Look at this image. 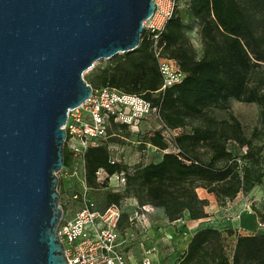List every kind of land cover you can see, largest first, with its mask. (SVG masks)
<instances>
[{
    "label": "trees",
    "instance_id": "1",
    "mask_svg": "<svg viewBox=\"0 0 264 264\" xmlns=\"http://www.w3.org/2000/svg\"><path fill=\"white\" fill-rule=\"evenodd\" d=\"M161 43L186 74L164 91L157 92L162 78L146 34L139 47L117 54L85 80L93 88H114L151 101L159 108L161 120L171 129H180L179 133L169 142L159 130L144 132L142 144L163 151L158 161L147 164L112 163L106 146L88 148L85 181L91 187L107 186V179L97 181L101 168L109 176L123 175V188L107 191L103 208L133 198L139 210L143 206L162 209L171 223L184 217L207 218L209 200L198 189L225 204L251 192L261 180L264 187V0H177ZM231 100L257 104L261 128L247 136L232 112L224 118L209 113L210 108L229 110ZM124 130L131 133L112 121L110 140L129 141L120 134ZM169 143L176 151H166ZM230 145L241 151L234 152ZM71 162L65 143L64 164ZM253 210L264 222V196L261 207ZM132 213L124 210L119 224L122 233L133 226ZM226 232L234 234L230 227ZM235 235L229 249L224 231L202 226L173 264H264V231Z\"/></svg>",
    "mask_w": 264,
    "mask_h": 264
},
{
    "label": "water",
    "instance_id": "2",
    "mask_svg": "<svg viewBox=\"0 0 264 264\" xmlns=\"http://www.w3.org/2000/svg\"><path fill=\"white\" fill-rule=\"evenodd\" d=\"M153 0H0V264H68L59 238L68 113L84 73L140 46Z\"/></svg>",
    "mask_w": 264,
    "mask_h": 264
},
{
    "label": "built area",
    "instance_id": "3",
    "mask_svg": "<svg viewBox=\"0 0 264 264\" xmlns=\"http://www.w3.org/2000/svg\"><path fill=\"white\" fill-rule=\"evenodd\" d=\"M153 3L154 13L143 26L162 78L161 87L157 90L160 92L180 83L186 74L177 61L165 53L161 43V35L177 8V0H153ZM152 117L156 127L146 131L138 129L143 121ZM112 121L125 125L130 132L136 133L137 139L132 141L134 144H142V134L151 130H159L169 142L180 131L171 129L161 120L159 108L153 106L151 101L114 88L92 87L90 97L82 105L69 111L67 123L63 127L72 161L76 157L84 161V154L90 147L106 146L111 153L112 163L125 164L123 154L126 143L110 140L114 135L110 132ZM146 147L159 150L147 143ZM113 176L125 182L123 175L118 173L109 176L103 168L97 171V181L100 183ZM73 199L79 200V196L76 194ZM124 210L122 203H111L103 208L91 199H83L72 217H65L63 213L58 235L68 264H130L125 250L130 246L128 242L134 225L143 223L148 209L143 206L141 210H135L130 217L133 226L122 233L119 224ZM156 251V245L147 247L137 264H160L152 257Z\"/></svg>",
    "mask_w": 264,
    "mask_h": 264
},
{
    "label": "rangeland",
    "instance_id": "4",
    "mask_svg": "<svg viewBox=\"0 0 264 264\" xmlns=\"http://www.w3.org/2000/svg\"><path fill=\"white\" fill-rule=\"evenodd\" d=\"M193 41L197 44L195 38H193ZM110 61L111 59H103L95 62L93 68L84 73V78L90 73H98L99 70ZM229 106V110L210 108L209 113L218 118H224L228 116L229 112H232L241 122L247 136L251 135L254 128H261L260 108L257 104L231 100ZM153 127H156V122L152 117L143 121L138 129L146 131ZM120 134L129 138V141L125 142L126 148L123 154V161L128 165L156 162L163 154V151L131 142L137 139L135 132L127 133V131L124 130L120 132ZM115 138L116 141H122L119 137ZM229 147L234 152L238 153L241 151L234 145H230ZM166 151L176 150L173 144L169 143V147ZM58 177L60 181V184H58L60 203L62 206H65L64 216L68 218L72 217L78 210L80 202L83 199H91L95 201L99 207H103L105 205L106 192L110 190H121L124 185L121 179L118 180L116 176H113L109 180L107 179L108 184L105 187L101 184L97 187L89 186L85 181L84 161L79 157L74 158L71 165L64 167L58 173ZM198 193L201 197L204 195L206 196L205 191L202 189H198ZM76 194L79 196V200L73 199V196ZM263 196L264 187L263 180H261L251 192L239 194L234 200L227 201L225 204H216L212 198V202L209 201V205L206 207L211 217L200 222V224L195 226L191 231L193 232L197 228L206 226L205 224L214 225L224 231L226 244L229 249H231L236 239L235 232L252 234L264 231V222L253 210V207H261ZM122 205L125 211L129 213L139 209L136 200L133 198H126L122 201ZM147 209L143 223L137 226L134 225L133 227L132 235L128 242L130 248L127 247L125 250L126 256L130 264H137L144 256L145 249L150 245H156L157 251L152 257L160 264H173L180 255L177 250L179 241L173 238L183 232L185 223L178 222L176 225L168 224L162 214V209H156L150 206H147ZM259 223H261V226ZM228 227L233 229L234 234L227 235L226 229Z\"/></svg>",
    "mask_w": 264,
    "mask_h": 264
},
{
    "label": "crops",
    "instance_id": "5",
    "mask_svg": "<svg viewBox=\"0 0 264 264\" xmlns=\"http://www.w3.org/2000/svg\"><path fill=\"white\" fill-rule=\"evenodd\" d=\"M161 158V157H160ZM202 189L203 191H205V194L206 196L204 195L202 198H207L210 202H212V198L214 199V201L216 202L217 204V200L215 198V196L213 194H210L208 193L205 189L203 188H200ZM206 211L209 213L208 209L206 208ZM163 214V213H162ZM164 216V214H163ZM211 216H210V213H209V216L207 218H203V219H198V220H191L189 219L188 217H184L183 219H179L175 222H169L167 220V218L164 216L166 222L168 224H171V225H176L178 222H183V224L185 223V227H184V230L183 232L179 233L178 236H181V237H174L173 239H175L176 241H179V244L177 246V250L179 251V253L181 254L185 249L186 247L188 246V243L191 239V236L192 234L199 228H197L195 231H191L195 226H197L198 224H200V222H203L205 219H209ZM207 225V224H205ZM229 228V227H228ZM179 238V239H178Z\"/></svg>",
    "mask_w": 264,
    "mask_h": 264
}]
</instances>
